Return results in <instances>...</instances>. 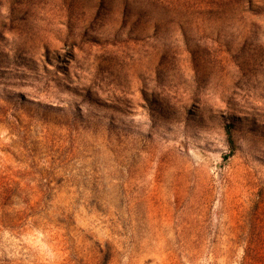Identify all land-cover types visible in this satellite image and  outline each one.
Here are the masks:
<instances>
[{
	"label": "rangeland",
	"instance_id": "rangeland-1",
	"mask_svg": "<svg viewBox=\"0 0 264 264\" xmlns=\"http://www.w3.org/2000/svg\"><path fill=\"white\" fill-rule=\"evenodd\" d=\"M264 209V0H0V264H240Z\"/></svg>",
	"mask_w": 264,
	"mask_h": 264
},
{
	"label": "trees",
	"instance_id": "trees-1",
	"mask_svg": "<svg viewBox=\"0 0 264 264\" xmlns=\"http://www.w3.org/2000/svg\"><path fill=\"white\" fill-rule=\"evenodd\" d=\"M249 230L240 264H264V209L254 212L248 221Z\"/></svg>",
	"mask_w": 264,
	"mask_h": 264
}]
</instances>
